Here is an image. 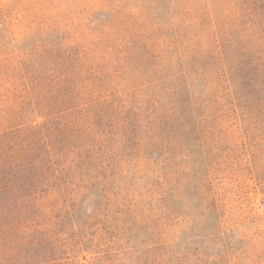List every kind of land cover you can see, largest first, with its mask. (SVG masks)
Returning a JSON list of instances; mask_svg holds the SVG:
<instances>
[{
  "label": "rangeland",
  "instance_id": "1",
  "mask_svg": "<svg viewBox=\"0 0 264 264\" xmlns=\"http://www.w3.org/2000/svg\"><path fill=\"white\" fill-rule=\"evenodd\" d=\"M236 7L0 0L1 150L90 154L32 221L1 214L0 264H264V33Z\"/></svg>",
  "mask_w": 264,
  "mask_h": 264
},
{
  "label": "trees",
  "instance_id": "2",
  "mask_svg": "<svg viewBox=\"0 0 264 264\" xmlns=\"http://www.w3.org/2000/svg\"><path fill=\"white\" fill-rule=\"evenodd\" d=\"M236 8H238L236 13L239 14L237 20L242 23L241 26L246 19L252 27H258L259 33H264V0H237ZM222 34L225 35L224 32ZM64 81L58 79L57 82H52L47 78L45 85L49 87L48 93L63 88ZM66 98L65 93H62L61 101ZM87 104L91 106L94 102L92 100ZM95 126L96 123L91 119L82 117L64 127L71 131V135L78 134L87 141V132L92 133L94 129L90 130V127ZM86 147L85 145L70 147L66 142L58 149L52 146L50 151L43 154L44 157L32 156L35 153L31 150L8 153L0 148V226L11 230L14 221L22 224L32 221V217L27 218V215L39 211L41 201L47 195H63L65 193L63 185L69 186L70 176L79 170L80 165L87 162V158H90ZM1 214H7L14 221L2 219Z\"/></svg>",
  "mask_w": 264,
  "mask_h": 264
}]
</instances>
